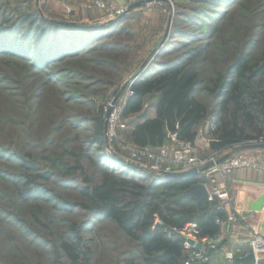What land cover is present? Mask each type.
<instances>
[{
    "label": "rangeland",
    "instance_id": "374dc122",
    "mask_svg": "<svg viewBox=\"0 0 264 264\" xmlns=\"http://www.w3.org/2000/svg\"><path fill=\"white\" fill-rule=\"evenodd\" d=\"M24 16L36 23L32 31ZM40 17L76 27L57 31ZM2 18L24 29H0V264H67L59 244L79 238L92 264H120L136 255L135 244L83 208L81 188L100 181L102 164L119 166L113 154L150 173L181 171L161 162L162 153L135 152L129 132L137 116H122L130 84L166 60L197 54L191 62L204 81L196 96L208 113L194 147L199 160L219 158L209 133L229 115L203 88L219 73L231 79L226 67L240 56L252 61L264 51V0H0ZM255 82L264 93V76ZM113 102L125 127L95 145L94 120L102 114L106 122ZM259 120L248 130L254 138L263 136Z\"/></svg>",
    "mask_w": 264,
    "mask_h": 264
},
{
    "label": "trees",
    "instance_id": "16d2710c",
    "mask_svg": "<svg viewBox=\"0 0 264 264\" xmlns=\"http://www.w3.org/2000/svg\"><path fill=\"white\" fill-rule=\"evenodd\" d=\"M2 19L0 29L6 26L12 30L18 25L21 31L24 29L21 23L26 22L32 31L36 24L29 16H24L17 24ZM39 19L41 26L49 24L57 31L76 27L63 20ZM196 57L197 54L192 53L184 58L166 60L132 82V94L122 111L123 117L139 114L130 122V142L141 147L160 146L168 140L170 133L175 132L178 140L194 143L198 127L208 113L204 102L196 96L204 81L199 69L191 62ZM225 74L231 75V79L219 73L210 80L209 86L203 88L220 99V111L224 116L229 115L228 120H223L209 133L210 148L222 153L219 159L255 149L249 142L260 137L250 136L248 130L258 118L264 139V116L258 117L264 115V93L255 82L264 76V51L252 61L240 56L226 67ZM149 97L153 99L152 116L141 114ZM104 124L102 114L95 118L91 135L95 145L102 146L106 142ZM113 155L119 166L102 164L98 167L100 181L81 188V193L85 210L93 213L99 222H112L135 244L136 255L127 256L120 264H183L188 252L183 246V236L176 229L190 221L197 223L202 237L218 234L220 228L215 219L223 218L225 211L217 210L216 203L206 199L197 204L185 194L191 185L203 182V177L164 178ZM42 176L46 177V174ZM71 230L76 229L71 227ZM59 248L65 253L67 264H92L93 252L81 238L72 243L62 242ZM258 264H264V260Z\"/></svg>",
    "mask_w": 264,
    "mask_h": 264
},
{
    "label": "built area",
    "instance_id": "2783aa9c",
    "mask_svg": "<svg viewBox=\"0 0 264 264\" xmlns=\"http://www.w3.org/2000/svg\"><path fill=\"white\" fill-rule=\"evenodd\" d=\"M127 1L140 2L148 6L159 0H127ZM97 4L103 7V5L100 2H97ZM130 86L128 88L127 96L125 101L123 102L122 108H124L128 96L132 94ZM115 103L116 102L110 104L108 111L109 114L107 117V131H106L107 139H109L110 136L112 135V130L114 126H117L118 128L125 127V124L118 119V116H116L117 111L114 110ZM168 140L169 141L173 140L182 143L183 146L180 149H174L173 145L167 142L160 146H156L154 149L148 146L145 147L138 146V147H134V150L135 152H139V154L142 155H147V154L154 155L156 153H162L163 154L162 156H158L161 162L166 164L175 163L180 166L181 171L188 170L191 168H198L199 174L197 176H201L204 179L208 178L209 182L213 184V186L210 189L208 187L207 182H205L204 180L202 182L206 186L208 191V196L206 200L210 203L215 202L217 210L225 211V207L230 205L228 192L227 190H225V188L219 186V183L217 181V176L222 177L228 174L229 172H231L232 170L243 169V168H253L255 170H261L264 172V161L258 157L252 158L251 156L246 154H238L234 156H226L221 161H218L217 160L218 158L202 161L199 160L196 155V149L194 147V143L178 140L175 132L170 133L168 135ZM249 143L251 144L264 143V139L258 138L255 140H251ZM168 154H170V156ZM136 158L139 159L138 157ZM156 170L158 171L157 174L160 176H162L163 173L172 172V170L169 167H164V168L156 167ZM237 220L238 218L233 212H226L225 217L223 218L217 217L215 219L216 223L222 225L226 232L230 230L231 225L235 223ZM176 232L179 235L183 236L184 238L183 246L188 252L187 258L184 260L183 264L203 263L207 260L206 251L209 247L213 246L211 243L212 238L200 236V231L195 221H190L186 223L183 227L176 229ZM188 239L194 240V245L189 244L187 241ZM196 243H201L202 248L197 249L195 247ZM249 247H250L249 252H252L255 255L256 261H258L260 255L264 256V240L259 235H254L250 239ZM232 257H233L232 254L230 253L227 254L228 259H232Z\"/></svg>",
    "mask_w": 264,
    "mask_h": 264
},
{
    "label": "crops",
    "instance_id": "0c3cea01",
    "mask_svg": "<svg viewBox=\"0 0 264 264\" xmlns=\"http://www.w3.org/2000/svg\"><path fill=\"white\" fill-rule=\"evenodd\" d=\"M141 114L152 116L153 108L150 106L147 113L143 110ZM237 146L239 145L235 147ZM254 148L246 152L252 158L258 157L264 161V149ZM226 156L217 160L221 161ZM220 186L227 190L230 199V205L225 207V213L233 212L238 220L231 225L228 232L219 225L218 234L211 237L213 251L209 255L206 251L205 262L194 264H235L234 258L249 253V241L254 235H259L264 240V172L253 168L232 170L222 176ZM228 253L232 254V259L227 258ZM260 260H264L263 255L259 256L256 264Z\"/></svg>",
    "mask_w": 264,
    "mask_h": 264
},
{
    "label": "water",
    "instance_id": "95a60500",
    "mask_svg": "<svg viewBox=\"0 0 264 264\" xmlns=\"http://www.w3.org/2000/svg\"><path fill=\"white\" fill-rule=\"evenodd\" d=\"M140 2H137V5H139ZM122 89L118 92V95L121 93ZM109 112L106 115V122H105V130L104 134L106 136V131H107V117H108ZM253 147L264 149V143H253L251 144ZM199 174V169L198 168H191L188 170H183V171H175V172H166L163 173L162 176L164 178H190L197 176ZM185 194L195 200L197 204L201 203L204 201L207 196H208V191L206 186L202 182L195 183L191 185L186 191ZM189 244L194 245V240L188 239L187 240ZM195 247L197 249L202 248L201 243H196ZM213 251V247H209L207 250V254L209 255ZM233 262L235 264H256V258L255 255L252 252H249L248 254L242 256V257H236L233 259Z\"/></svg>",
    "mask_w": 264,
    "mask_h": 264
}]
</instances>
